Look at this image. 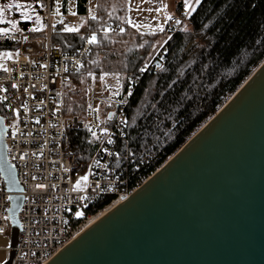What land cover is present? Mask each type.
Returning <instances> with one entry per match:
<instances>
[{
    "label": "built area",
    "instance_id": "1",
    "mask_svg": "<svg viewBox=\"0 0 264 264\" xmlns=\"http://www.w3.org/2000/svg\"><path fill=\"white\" fill-rule=\"evenodd\" d=\"M8 3L23 5L30 18L24 19L14 8L0 13L5 155L15 169L22 197L16 242L5 249L0 264H45L91 216L114 201H123L169 159L160 163V152L140 156L132 152L125 134L127 111L141 77L158 73L167 43L187 19L195 0H188V9L184 5L169 17L163 42L124 87L120 84L112 92L97 83L89 87L81 119L66 113V85L88 54L93 33H84L86 40L76 53L62 52L53 37L64 29L66 21L62 16L52 19L54 0H0V8ZM112 31L118 29L112 27ZM79 130L95 143L85 162L78 161L71 143L70 133ZM83 175L88 181L81 191L74 186ZM11 195L0 175L2 236L10 234ZM100 203L103 207L91 213Z\"/></svg>",
    "mask_w": 264,
    "mask_h": 264
},
{
    "label": "water",
    "instance_id": "2",
    "mask_svg": "<svg viewBox=\"0 0 264 264\" xmlns=\"http://www.w3.org/2000/svg\"><path fill=\"white\" fill-rule=\"evenodd\" d=\"M5 131L0 116L14 246L22 197ZM45 264H264V60L150 178Z\"/></svg>",
    "mask_w": 264,
    "mask_h": 264
},
{
    "label": "trees",
    "instance_id": "3",
    "mask_svg": "<svg viewBox=\"0 0 264 264\" xmlns=\"http://www.w3.org/2000/svg\"><path fill=\"white\" fill-rule=\"evenodd\" d=\"M184 3L175 0L174 15ZM86 4L87 0H77L76 13L85 16ZM190 13L167 43L158 73L141 77L127 111L125 134L132 152L139 156L160 152V163L212 117L264 60V0H201ZM88 31L96 42L69 75V81L84 83L82 91L73 93L67 84L65 93L66 113L79 119L92 78L104 74L101 61L108 59L105 73L126 85L150 57V49L160 36L134 31L119 17L108 15L102 5L81 31L62 29L53 40L62 52L76 53ZM70 136L78 161H87L95 143L84 130ZM104 203L90 212L98 211Z\"/></svg>",
    "mask_w": 264,
    "mask_h": 264
},
{
    "label": "rangeland",
    "instance_id": "4",
    "mask_svg": "<svg viewBox=\"0 0 264 264\" xmlns=\"http://www.w3.org/2000/svg\"><path fill=\"white\" fill-rule=\"evenodd\" d=\"M184 2H186V0H184ZM112 6L114 8H116V3L114 5H112ZM174 7H175V0H169L166 3V5L164 7H162V12L163 13L160 12V16L156 15V16H152L151 17L152 18V24L149 27V29H145V27L140 26L139 23H138V25H136V26H139V27H135V28H137L139 30H151L152 32L160 33V36H158V38L156 39L155 44L150 49V52H149L150 56L155 52L156 48L163 42V40L165 38L164 35L161 34V33H162L163 27H164L165 23L167 22L168 18L172 14H174ZM75 10H76V1L75 0H67L66 11H63L62 3H61L60 0H54V5H53L51 16H52L53 20H56L58 18V16H60V15L63 16L65 18V21H66L65 26L76 29L75 31L68 32V33H76V32L81 31L84 28V25L86 23V16L76 14ZM90 12H92V11L89 8L88 14H90ZM148 17H150V15L144 16L143 13H139V12H131L130 13V19L132 20V22H134V20L146 19ZM65 26H64V28H65ZM114 47L116 48V47H118V45L114 44ZM96 59H98L99 62H100V58L99 57L96 58ZM108 61L109 60L106 59V60H102L101 61L102 63H100V65L102 66V68L100 70L102 72H104V73L108 72L104 68V63L107 64ZM100 76H98L96 78L93 77L91 83L92 84L97 83V84H100L102 86L105 85L111 92L114 89H116L117 87H119L120 84L116 81V77L114 75H110V76L105 75L103 80L100 79ZM83 85H84V83H82V85H78V84H76L74 82L69 81L68 82V86H69L68 90L73 92V93H77V92L81 93ZM121 85H122V83H121ZM72 98H75V97H72ZM229 98L230 97H228L227 100ZM210 118H208L206 121H208ZM8 247H10V234H6L5 236L0 235V262L1 263L4 262V260H5V249L8 248Z\"/></svg>",
    "mask_w": 264,
    "mask_h": 264
},
{
    "label": "crops",
    "instance_id": "5",
    "mask_svg": "<svg viewBox=\"0 0 264 264\" xmlns=\"http://www.w3.org/2000/svg\"><path fill=\"white\" fill-rule=\"evenodd\" d=\"M60 1L62 3L63 11H66L67 0H60ZM75 1L77 2V0ZM168 1L169 0H87V4H86L87 14L85 16H86V20L88 18L90 19L95 18L98 13L99 6L103 5V7L108 12V15L119 17L122 23L128 25V27H130L134 31L142 34L143 33L152 34L155 32H152L151 30H139L135 27H139L136 26L139 23L140 26L145 27V29H149V27L152 24L151 17L156 15L160 16V12L163 13L162 7H164ZM115 3H116V8L112 6ZM89 8L92 11L90 12V14H88ZM131 12L143 13L144 16L150 15V17L141 20H134V22H132V20L130 19Z\"/></svg>",
    "mask_w": 264,
    "mask_h": 264
},
{
    "label": "snow or ice",
    "instance_id": "6",
    "mask_svg": "<svg viewBox=\"0 0 264 264\" xmlns=\"http://www.w3.org/2000/svg\"><path fill=\"white\" fill-rule=\"evenodd\" d=\"M195 2H196V4H199V3L201 2V0H195ZM188 7H189V5H188L187 0H186V2H185V9H188ZM13 8H14L17 12H19V13L21 14V16H22L24 19H29V18H30V17L28 16V14H27V9H26L23 5H21L20 3H15V4H13V3H8V4H6V5L3 6V8H0V13H2L5 9L11 10V9H13ZM189 14H191V13L189 12ZM36 23H37V25H39V17H37V19H36ZM177 23H179V21H177ZM14 26H15V24H14V22H13V27H14ZM32 30H33V31H36V30H38V29H32ZM75 30H76L75 28H70V27H67V26H65V28H64V31H66V32H73V31H75ZM3 31H4V32H7L8 30H7V29H4ZM121 31H123V29H121ZM105 32H107V29H105ZM88 42H89L90 44H94V43L96 42V38H95V36L93 35V36L89 37ZM42 67H43V66H42ZM140 71L143 72L144 69L141 68ZM105 75H107V73L101 74L100 79L103 80L104 77H105ZM13 87H15V85H13ZM122 123H123V122H122ZM85 127H87V125H85ZM89 131H91V129H89ZM101 131L104 132V131H106V130H105V129H101ZM92 136L95 137V136H96V133H95V132H92ZM108 143H109V144L112 143V139H111V138H109ZM87 181H88V176H87V175H83V176H81V177L79 178V180H77L76 185H75L74 187H75L76 189L82 191V190H83V186L86 185ZM38 187H42V186H38ZM78 215H79V213H78Z\"/></svg>",
    "mask_w": 264,
    "mask_h": 264
},
{
    "label": "bare ground",
    "instance_id": "7",
    "mask_svg": "<svg viewBox=\"0 0 264 264\" xmlns=\"http://www.w3.org/2000/svg\"><path fill=\"white\" fill-rule=\"evenodd\" d=\"M187 2H188V0H187ZM184 5H185V3H184ZM174 15V14H173ZM188 17V16H187ZM169 19V18H168ZM168 21V20H167ZM167 23V22H166ZM165 26V25H164ZM164 28V27H163ZM161 45V44H160ZM159 45V46H160ZM158 46V47H159ZM158 47L156 48V50L158 49ZM156 50H155V52H156ZM154 52V53H155ZM153 53V54H154ZM153 54L146 60V61H148L152 56H153ZM146 61H144V62H146ZM261 64V63H260ZM161 67V66H160ZM256 70V69H255ZM254 70V71H255ZM253 71V72H254ZM252 72V73H253ZM248 79V78H247ZM246 79V80H247ZM245 82V81H244ZM243 84V83H242ZM123 87H124V85H123ZM237 91V90H236ZM232 96V95H231ZM230 96V97H231ZM228 101V100H227ZM226 101V102H227ZM122 201H120V200H118V201H114L111 205H109V206H107L104 210H101L99 213H97V214H95V215H93V216H91L89 219H88V221H87V223L78 231V232H76V234H75V236H74V238L75 237H77L78 235H80L85 229H87L88 227H90L93 223H95L98 219H100L103 215H105L106 213H108L110 210H112L114 207H116L117 205H119L120 203H121ZM73 238V239H74Z\"/></svg>",
    "mask_w": 264,
    "mask_h": 264
}]
</instances>
